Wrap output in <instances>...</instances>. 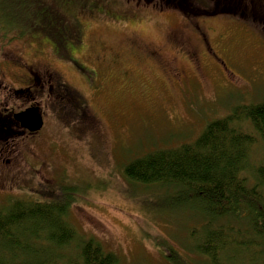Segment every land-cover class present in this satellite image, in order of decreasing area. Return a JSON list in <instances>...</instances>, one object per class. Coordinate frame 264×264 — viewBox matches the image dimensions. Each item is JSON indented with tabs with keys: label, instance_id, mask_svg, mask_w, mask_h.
<instances>
[{
	"label": "rangeland",
	"instance_id": "rangeland-1",
	"mask_svg": "<svg viewBox=\"0 0 264 264\" xmlns=\"http://www.w3.org/2000/svg\"><path fill=\"white\" fill-rule=\"evenodd\" d=\"M94 2L93 10L86 13L77 14L69 6L63 9L65 14H74L70 19L76 18L81 35L79 43L69 44L79 64L61 56V73L86 101V110L97 114L102 128L91 126L88 118L74 119L61 112L60 146L53 148L56 138L46 137L50 157L41 168L37 166L40 174L32 169L37 174L31 175L28 163L18 161L12 188L16 190L0 192V212L25 202L48 204L42 210L47 213L61 209L71 198L64 217L68 226L77 236L92 239L104 252L116 256L118 264H208L199 251L205 230L227 234L224 241L229 247L220 252L222 259L234 256L232 264H249L232 243L243 241L244 235L225 233L233 220H211L190 194L178 196L156 185L132 183L124 168L135 157L193 143L206 123L230 115L236 107L264 103V25L239 20L238 2L227 9L224 4L217 6L221 11L216 15L188 13L186 2L190 0ZM209 3L208 8L216 6L217 0ZM178 32L191 38L188 44L184 41L185 52L170 41ZM200 34L206 45L198 41ZM10 38L0 32V62L13 60L16 49L25 51L27 60L37 48L52 49L49 43L31 37L26 47L22 39L8 42ZM129 39L150 53L159 51L165 62L162 69L124 53ZM99 47L124 53L126 80L108 78L94 67L90 58ZM244 125L239 131L257 144L259 136ZM32 151L38 159L48 153L44 142L33 145ZM249 164L243 177L252 182L251 172L264 170V146L252 147ZM21 188L26 190L20 192ZM47 190L53 192H43ZM56 220L61 224V216L48 219ZM48 221L32 220L16 230L13 252L4 251V257L15 255V264H77L75 241L66 249L55 247L43 225L51 224ZM235 222L237 230L242 227L241 221Z\"/></svg>",
	"mask_w": 264,
	"mask_h": 264
},
{
	"label": "trees",
	"instance_id": "trees-1",
	"mask_svg": "<svg viewBox=\"0 0 264 264\" xmlns=\"http://www.w3.org/2000/svg\"><path fill=\"white\" fill-rule=\"evenodd\" d=\"M191 1L194 3H189L191 7L188 10L195 14L202 11L215 14L221 11L217 6L224 4V9H227V5H237L238 2L217 0L216 6L211 4L208 8L206 4H210L211 0ZM249 1L255 5L254 0ZM250 2L247 6L249 10H253ZM263 2L264 0L261 3ZM94 3V0H0V32L10 34L12 38L31 37L34 41L47 42L55 51L61 52L65 59L75 62L70 45L80 42L81 30H78L76 18L70 19L74 14H65L63 9L69 6L77 14L86 13L93 10ZM261 25H264V21ZM63 27L68 29L64 30ZM79 106V110L85 109L82 105ZM246 123L259 136L257 144L250 135L239 131ZM258 145L264 146V103L236 107L230 115L206 123L201 134L189 145L176 149H158L135 157L125 166L124 175L132 183L156 185L175 191L178 196L192 195L211 220H233L225 233L244 235L243 241L232 242L240 250L241 258L245 255L249 264H264V192L260 190L264 188V170L260 168L251 172L252 182L248 177H243L250 166V150ZM70 203L71 198L61 205V209H52L47 213L42 210L48 204L25 202L12 204L10 209L1 211L0 264H15V255L8 259L3 254L4 251L13 252L16 230L28 226L32 220L47 222L54 215L57 218L61 216V224L58 220L56 223L48 221L51 224H43L50 231L48 240L61 250L75 241L79 261L77 264H118L116 256L104 252L92 239L85 240L82 236H77L68 226L65 218ZM22 205L30 210L21 208ZM237 220L242 222V227L238 230ZM205 231V243L199 251L207 258L208 264H232L234 256L227 259L220 256V252L229 247L224 241L227 234L220 235L221 230Z\"/></svg>",
	"mask_w": 264,
	"mask_h": 264
},
{
	"label": "flooded vegetation",
	"instance_id": "flooded-vegetation-1",
	"mask_svg": "<svg viewBox=\"0 0 264 264\" xmlns=\"http://www.w3.org/2000/svg\"><path fill=\"white\" fill-rule=\"evenodd\" d=\"M262 1L254 0L256 4H260ZM249 2V0H238L237 17L239 20L250 22L257 27L264 21V12L258 11L252 2L250 3L253 10H249L247 6ZM204 14L210 15V13ZM198 37V41L202 45L207 44L204 35L200 34ZM18 39H22V44L26 47L28 43L26 37L10 38L8 42ZM190 40L191 38L178 32L175 35V40L170 41L174 46H180L185 52L184 41H187L188 44ZM51 48L50 52L39 48L35 49L30 60L26 59L25 51L16 49L13 60L0 62V192L16 190L12 188L16 185L13 181L19 169V160L26 161L30 171L33 169L38 170V174L41 173L37 166L41 168L45 163L44 160L50 157L46 137L56 138V141L52 140L53 148H58L57 145L61 144V112L74 119L75 117L78 119L88 118L91 126L102 128V122L97 114L91 108L86 110V101L73 87L67 84L69 82L61 73V52L55 51L52 46ZM124 53L139 60H149L154 66L161 69L165 63L159 51L150 53L147 47L135 46L132 39H129V46ZM124 53L107 47H99L92 51L90 60L94 67L101 68L102 73L108 78L118 77L121 80H126L128 72L123 69L121 61ZM72 66L79 72L78 67ZM102 88L103 85L99 89ZM79 104L85 109L79 110ZM25 112H31L39 119L40 128L38 130L31 129L33 123L30 116L25 120L19 119V115ZM41 142H44L48 153L45 157L38 159L32 148L35 144H38L39 147ZM21 150L26 152L22 153ZM29 156L36 159L29 161ZM34 174L37 173L32 171L31 175ZM7 187L8 189H6ZM24 190L26 189L21 188L20 192Z\"/></svg>",
	"mask_w": 264,
	"mask_h": 264
},
{
	"label": "water",
	"instance_id": "water-1",
	"mask_svg": "<svg viewBox=\"0 0 264 264\" xmlns=\"http://www.w3.org/2000/svg\"><path fill=\"white\" fill-rule=\"evenodd\" d=\"M30 116L32 123H33V127L31 128L33 131H36L40 128V122L39 119L32 114L31 112H25L21 115H19V119L21 120H25L26 118H28Z\"/></svg>",
	"mask_w": 264,
	"mask_h": 264
}]
</instances>
